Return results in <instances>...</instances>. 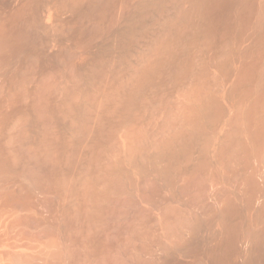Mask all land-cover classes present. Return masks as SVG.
I'll return each mask as SVG.
<instances>
[{"label": "bare ground", "instance_id": "6f19581e", "mask_svg": "<svg viewBox=\"0 0 264 264\" xmlns=\"http://www.w3.org/2000/svg\"><path fill=\"white\" fill-rule=\"evenodd\" d=\"M0 264H264V0H0Z\"/></svg>", "mask_w": 264, "mask_h": 264}]
</instances>
